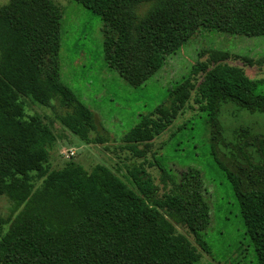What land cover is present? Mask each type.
<instances>
[{
	"label": "trees",
	"instance_id": "trees-1",
	"mask_svg": "<svg viewBox=\"0 0 264 264\" xmlns=\"http://www.w3.org/2000/svg\"><path fill=\"white\" fill-rule=\"evenodd\" d=\"M71 1L100 19L104 63L132 88L201 30L264 36V0ZM61 20L53 0H9L0 7V199L10 205L0 212V264H199L210 255L203 234L211 219L197 169L175 173L155 156L126 174L102 165L87 172L73 161L52 169L57 137L40 115L28 114V103L51 109L86 144L109 142L103 129L105 136L91 139L93 112L61 81ZM211 52L120 141L143 158L192 103L204 114L212 155L231 186L257 263L264 264V136L246 129L238 138L247 140L230 146L220 121L227 106L264 114V95L243 69L225 63L228 54ZM256 64L264 66V59ZM153 168L161 187L148 172Z\"/></svg>",
	"mask_w": 264,
	"mask_h": 264
},
{
	"label": "rangeland",
	"instance_id": "rangeland-1",
	"mask_svg": "<svg viewBox=\"0 0 264 264\" xmlns=\"http://www.w3.org/2000/svg\"><path fill=\"white\" fill-rule=\"evenodd\" d=\"M8 1L0 0V7ZM53 1L62 12L61 81L93 112L96 131L91 139L97 133L105 136L104 130L109 134V142L86 144L65 130L51 109L27 102L28 114L40 115L57 137L49 157L52 169H61L68 161H73L87 172L96 165H102L126 174L127 169L133 166H147L154 156L158 157L157 162L163 168H172L175 173L195 168L203 179L211 219L203 234L210 255H203L199 264H258L245 235L231 186L212 155L204 114L197 112L192 103L193 110L186 109L165 133L154 139L143 158L134 157L120 140L136 126L140 116L165 103L167 92L177 86L197 63L207 62L211 51L228 54L230 57L225 63L243 69L246 77L256 83L257 92L264 95V66L256 64L264 59V36L233 37L201 30L177 53L168 56L163 68L143 86L132 88L104 63L100 19L71 0ZM250 62L254 64L249 65ZM220 121L224 128V142L230 146V143L241 144L247 140L238 138L246 129L253 136H264V114H251L227 106L222 110ZM221 149V157L226 160L228 151ZM148 172L155 185L161 187L157 169H149ZM121 179L127 183L125 177ZM9 207L5 199H0V212L5 214ZM177 229L186 235L183 229ZM186 236L193 242L191 236Z\"/></svg>",
	"mask_w": 264,
	"mask_h": 264
}]
</instances>
